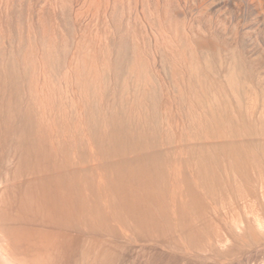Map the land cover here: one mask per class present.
<instances>
[{"label":"bare ground","instance_id":"obj_1","mask_svg":"<svg viewBox=\"0 0 264 264\" xmlns=\"http://www.w3.org/2000/svg\"><path fill=\"white\" fill-rule=\"evenodd\" d=\"M188 93L164 102L172 120L165 145L141 131L125 137L113 118L90 155L72 138L61 159L27 122L11 156L0 158V254L55 264L75 237L93 234L112 239L98 247L99 264L117 262L122 239L153 264H264V101L245 93L235 105L226 95L219 102L194 86ZM3 117L9 125L11 113ZM6 130L0 149L13 141Z\"/></svg>","mask_w":264,"mask_h":264},{"label":"rangeland","instance_id":"obj_2","mask_svg":"<svg viewBox=\"0 0 264 264\" xmlns=\"http://www.w3.org/2000/svg\"><path fill=\"white\" fill-rule=\"evenodd\" d=\"M191 86L219 102L249 93L263 105L264 0H0V112L12 116L0 129L13 140L0 158L27 122L61 159L72 138L90 155L113 118L125 137L141 131L165 145L164 102ZM92 235H76L55 264H99L112 239ZM130 241H119L115 264H153ZM0 264L20 263L0 254Z\"/></svg>","mask_w":264,"mask_h":264}]
</instances>
